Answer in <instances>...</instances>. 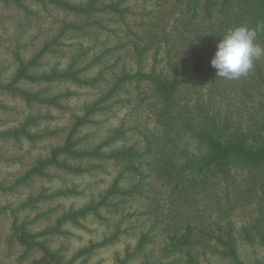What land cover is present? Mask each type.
I'll use <instances>...</instances> for the list:
<instances>
[{"label": "trees", "instance_id": "1", "mask_svg": "<svg viewBox=\"0 0 264 264\" xmlns=\"http://www.w3.org/2000/svg\"><path fill=\"white\" fill-rule=\"evenodd\" d=\"M12 19L0 111L19 120L0 143L45 145L5 159L18 170L0 177V264H102L93 256L124 237L111 264H264V55L238 79L210 63L241 25L264 47V0H0V23ZM79 89L95 96L76 104ZM121 109L88 143L84 128ZM103 171L80 205L45 206ZM90 218L108 232L61 242ZM246 247L260 257L246 262Z\"/></svg>", "mask_w": 264, "mask_h": 264}, {"label": "rangeland", "instance_id": "2", "mask_svg": "<svg viewBox=\"0 0 264 264\" xmlns=\"http://www.w3.org/2000/svg\"><path fill=\"white\" fill-rule=\"evenodd\" d=\"M17 21L18 20L12 19L11 22H6L4 25L0 23V52L2 54H5V52L8 50L7 48L9 44L12 43V37H14L17 31L16 27L19 25ZM21 26L23 27L22 21ZM36 30L37 28H31V30H29V34L34 33ZM76 96L77 97L75 98L74 102L78 104L80 101H90V99H92L95 95L90 90L87 91L86 89H79ZM124 114V109L112 111L108 114H98V116L95 118V124L89 125L84 128V134L88 138V143H96L103 139L111 129H113L120 123V119L123 118ZM59 116L60 115H58L57 117L58 119H54L52 121V125L58 122V124L64 122L65 119H62V117ZM0 119L2 120L0 121V127L8 126L10 124L9 122L13 124L15 123V120H19L14 119L13 114L11 112L4 113L3 111H0ZM40 144L31 145L29 143H26L25 141L19 142L18 144H14L12 142H9L8 144L0 143V151H6L5 155H0V177L5 176V174L9 171L13 172L18 170L17 165L8 164L5 159L11 158V156L13 155H16V157L22 154L29 156L31 152H38L40 148L42 149L45 145V143ZM107 170L108 171L106 172L111 171V174L115 173L112 167H108ZM110 180L111 176L105 173V171L97 172L91 175L75 176L73 178L71 177L69 181L72 184L77 185L79 189L86 188L85 193L80 194L76 197L56 200L54 202L46 204L45 206H54L56 204H61L62 207H67L69 204H73L75 206L80 205L81 203L89 199L88 197L90 195V192L97 193L99 190L104 189V187L108 184ZM61 209L62 208H59L57 212H60ZM83 224L84 225H82L81 227H69L68 229L71 235L61 240V242H64L65 245H68L71 249H75L78 246L87 243L89 240L100 239L101 235L104 232H108V227L95 219L90 218L87 221L83 222ZM130 240L132 239H127L124 237L121 238L119 242H116L113 245L100 249L93 256V262L98 260L102 261V264H111L113 253L115 251H120L127 242H130ZM260 255L261 252L258 249L246 247L242 250V258H244L246 262H252L255 258L260 257ZM216 263V260L212 258H210V260H204V264Z\"/></svg>", "mask_w": 264, "mask_h": 264}, {"label": "clouds", "instance_id": "3", "mask_svg": "<svg viewBox=\"0 0 264 264\" xmlns=\"http://www.w3.org/2000/svg\"><path fill=\"white\" fill-rule=\"evenodd\" d=\"M256 37V28L241 25L220 38L210 61L216 76L231 80L247 75L254 60L264 55V47L256 43Z\"/></svg>", "mask_w": 264, "mask_h": 264}]
</instances>
